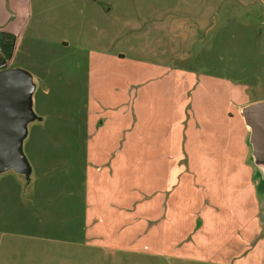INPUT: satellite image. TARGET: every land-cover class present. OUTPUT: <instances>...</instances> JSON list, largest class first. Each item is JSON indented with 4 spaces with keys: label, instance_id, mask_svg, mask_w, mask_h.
<instances>
[{
    "label": "rangeland",
    "instance_id": "rangeland-1",
    "mask_svg": "<svg viewBox=\"0 0 264 264\" xmlns=\"http://www.w3.org/2000/svg\"><path fill=\"white\" fill-rule=\"evenodd\" d=\"M196 1L26 0L28 13L17 36L11 34L5 43L0 39V68H22L36 79V118L28 121L23 141L32 172L18 176L9 170L0 179V264H176L149 251H98L83 238L84 221L73 202L78 199L73 188L80 186L88 64L96 54L115 56L113 67L120 74L135 67L154 77L164 75L161 82L170 91H164L161 102L175 106L176 118H191L197 128L216 120L220 130L231 96L230 132L224 140L235 148L239 161L256 165L242 109L264 100V8L245 0L249 2L235 10L216 14L215 22H207L206 14L177 12L194 8ZM7 3L8 25L18 17L11 10L14 0ZM218 144L215 156H206L215 164ZM34 194L32 208H26L22 201ZM66 209L74 213L70 234L61 229ZM29 212L33 224L37 215L38 225L27 232L23 218ZM22 231L29 234L20 237Z\"/></svg>",
    "mask_w": 264,
    "mask_h": 264
},
{
    "label": "crops",
    "instance_id": "crops-1",
    "mask_svg": "<svg viewBox=\"0 0 264 264\" xmlns=\"http://www.w3.org/2000/svg\"><path fill=\"white\" fill-rule=\"evenodd\" d=\"M7 1L0 0L3 42L17 36L28 13L26 0H14L11 10L18 19L7 25ZM253 1L264 8V0ZM245 2L197 0L194 8L177 12L206 14L207 22H215L216 14ZM116 59L96 54L88 64L85 148L79 153L80 186L73 188L86 244L113 254L149 251L176 264H264V174L247 159L239 161L224 140L230 132L231 96L220 130L216 120L197 128L191 118H176L175 106L161 102L164 91H170L162 83L164 75L135 67L120 74L113 67ZM215 143H220L218 164L206 157L215 156ZM35 198L22 203L29 208ZM66 212L61 229L70 234L73 212ZM28 214L23 218L27 232L38 225L37 215L33 224ZM55 217L51 214L53 222ZM26 231L18 235L25 237Z\"/></svg>",
    "mask_w": 264,
    "mask_h": 264
},
{
    "label": "water",
    "instance_id": "water-1",
    "mask_svg": "<svg viewBox=\"0 0 264 264\" xmlns=\"http://www.w3.org/2000/svg\"><path fill=\"white\" fill-rule=\"evenodd\" d=\"M34 91L33 76L27 70H0V174L11 169L24 174L31 172L23 141L28 133V121L36 118ZM242 115L251 128L252 156L264 174V100L245 106Z\"/></svg>",
    "mask_w": 264,
    "mask_h": 264
}]
</instances>
